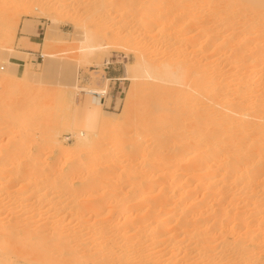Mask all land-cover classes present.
Masks as SVG:
<instances>
[{"label":"bare ground","instance_id":"obj_1","mask_svg":"<svg viewBox=\"0 0 264 264\" xmlns=\"http://www.w3.org/2000/svg\"><path fill=\"white\" fill-rule=\"evenodd\" d=\"M38 1L46 4L45 0ZM195 1H198L201 6L204 5L201 7L203 9L200 16L197 17V13L193 14L200 19H197V22L194 21L195 19L188 20L186 25H188L187 28L191 26L190 29L194 22L195 25L203 26L204 35L201 38L203 41L200 40L199 44L201 48L194 45L196 49L195 47L192 49L196 51L200 48L203 52L207 49H211L209 52L215 49L221 51L218 55L223 54L222 57L215 53V58L212 53H210L212 57H206V54L204 55L201 51L199 53L197 50L198 54L206 57L202 59L198 56L203 62L196 59L198 54L196 55L193 51L196 55V63L193 65L183 63L187 61L185 57V61L175 65L169 61L153 62L142 54L133 63L125 65L123 79L134 81L137 88L155 86L154 88L165 91L167 100L175 98L177 94L174 92L178 91L189 101L191 100L190 108L187 107L189 105L184 106V103L188 101L182 97L184 95L181 94L183 101L187 100L184 103L180 101L182 99H179L180 96L175 98L179 99L184 110L188 108L189 115L187 113L181 115L180 113L184 112H177H180L182 117L190 118L183 121L181 117L182 121L175 120L176 123L173 121L175 118L172 114H168L172 120L171 118L168 120V117L167 120L159 117L165 115L167 109L164 107L167 108V106L162 104L165 102L168 105V101L166 102L164 94L160 95L157 92L159 97H162L161 100L165 101L160 102L159 98L160 105L155 102L156 105L152 103V106L155 105L154 108L158 113L154 111L157 114H162L158 115L161 120L149 121L154 116H148V114L144 120L145 122L148 120L145 123L148 126L145 129L149 128L148 132L154 128L152 133L156 134L158 143L154 140V136V139L150 137L149 141L151 144L156 143L155 147L149 145L147 140L145 141L147 146L144 148L143 143L141 145V142L138 143L136 140L142 139L143 135L145 139L142 140H146L148 138L146 136H152L150 133L145 135L142 130L141 133L144 134L139 137L136 132L139 129L136 128L135 133H132L135 134L134 136L131 134L134 130H127V134L123 127L133 123L129 124V120H125V114H120L119 117L124 116L123 122L122 118H119L125 132L123 136L127 134L125 136L127 137L130 134L129 136L138 137L132 139L136 140L137 144L131 143L135 148L133 150H136L135 154L130 149L132 150L130 155L135 158L127 154L129 149L123 152L124 156L126 154L129 156L128 158L127 156L123 158V155L119 154L122 150L118 154L123 159L120 161L118 156L120 162H117L114 158L117 147L122 144L120 139L123 142L121 135L123 132L116 128L121 134L116 132L120 135L116 139L119 142L117 141V146L114 147L115 154L112 153L114 150L110 149L111 151L103 152L100 157L93 158V155L88 158L87 165H80V152L86 153L85 151L93 147L97 149L96 138L101 132L105 119L100 102L90 101L91 94L97 93V90L93 91L88 86L82 87L77 77L75 81L72 78V81L68 80L70 78L67 71L68 77L65 74L64 77L67 79L65 78L64 84L67 82L65 86L82 94V102L75 112L70 114L71 117L69 113L67 118L64 116L67 120L68 117L70 118L68 120L71 121L70 123L67 120H64L66 123H60L59 119L58 121L54 119L55 122L40 126L44 127L42 137L40 136L42 140L33 139V142L36 141L37 150L28 151L30 154L26 162L20 157L24 153L20 154V151L16 152V149L19 145L24 146L29 143L34 135L32 134L34 132L31 133L34 128L28 130L29 124L33 125L29 121L26 124L28 115L31 116V113L23 112L22 116H18L25 119V124H21L24 130L21 131L22 128H20L19 139L13 137L9 146H3L4 148L0 149V264H264V0H192V2ZM30 2L31 0H0V35L3 32L7 38H10L11 31H15L17 13L25 11V8L29 14L34 11ZM173 3L172 5L175 6ZM92 4H94L93 0H87L85 5L92 9L95 6ZM172 5L170 8H176ZM151 9V11L155 10ZM144 10L143 15L146 17L142 19L148 27L159 24L161 20L164 22L165 17L173 15H163L165 12L155 14L156 12L148 11L147 7ZM119 12H115L117 17L122 16V11L120 14ZM128 14H123L125 16V18L122 16L125 19V21L122 19L125 22L123 24L132 23L135 20L134 15L128 16ZM178 15L181 16V14ZM172 19L178 20L175 17ZM56 22L57 20L53 19V26L48 29L45 40H52ZM176 24H172L171 27ZM26 28L25 32H28ZM183 28L184 26L182 30L185 32L186 28ZM196 30L199 31L198 28ZM91 32L84 29L81 38L78 39L81 62H90L91 59L103 53V50L109 48L99 43L95 33ZM189 33L185 35L189 36ZM188 36L184 37V41L191 48L192 44L198 43L197 36ZM184 41L181 42L185 44ZM182 50L184 51V48ZM4 51L5 49L2 53ZM189 52L187 55H191ZM182 54L183 52L178 56H183ZM12 55L16 56V54ZM43 55L47 62H53L56 59L53 54L44 53ZM3 63L2 67L6 69L7 75L10 72L13 75H20L19 65L11 61L9 56L3 57ZM111 63V59L107 58L104 65ZM6 73L0 77V80H3L4 84L9 83L7 80H12V83L1 89V93H6L5 99L11 97L9 104L8 101L3 103V106L7 104L5 114L6 116H12L15 113L20 115L21 106L18 107L20 100L18 98V101L16 96L27 97L32 101L33 95L20 90L25 88L19 81L21 79H15L18 80L15 83V80L9 78ZM203 73L207 76L210 74L209 77L214 76L216 81L214 83L209 81L211 78L205 77ZM21 74L30 75L31 73L26 67ZM204 80L211 83H204ZM19 85L21 88L18 87ZM72 89H70L71 94ZM145 90L149 89L146 87ZM172 93L176 95L172 96ZM101 94H106V90H101ZM167 95L171 97L167 98ZM145 97L148 98V96ZM68 101L71 108L73 101L69 98ZM170 102L173 103V100ZM134 103L136 102L133 99H128L127 106H133ZM172 103L171 105H174ZM171 105L169 104L170 107ZM169 106L168 109H171L173 113L174 107L178 104L173 108ZM181 106L179 105L177 109L182 110ZM146 107L151 114L153 107L150 108V104ZM163 108L164 115L160 113L163 112ZM143 110L145 111V108ZM144 114H141L143 119ZM155 117L157 118V115ZM30 119L32 120L33 117ZM11 124L8 127L12 128ZM63 125L71 126L73 129L75 143L72 148L76 153L74 150L72 151L74 153L70 152L67 145L61 144L63 141L59 137L63 129H60V126ZM145 125L143 123L138 127L142 128ZM11 133L14 134V132ZM101 135L104 134L101 133ZM125 137L124 142L130 143ZM126 146L125 149L128 148ZM55 148H58L60 155L69 158V160L64 158L66 162L64 161L63 165L59 162L60 166H56L57 160L54 162L55 165L49 162L48 151L46 154L44 152V149H49V154H53L57 150ZM87 155L91 156L92 152L91 155L90 153ZM141 157L142 160L140 159L139 163H134V160ZM107 188L113 190L108 196L106 194L109 192L104 191ZM102 191L105 192L106 197Z\"/></svg>","mask_w":264,"mask_h":264},{"label":"rangeland","instance_id":"obj_2","mask_svg":"<svg viewBox=\"0 0 264 264\" xmlns=\"http://www.w3.org/2000/svg\"><path fill=\"white\" fill-rule=\"evenodd\" d=\"M85 1L87 2V0H85ZM85 1L84 0H45L44 2L46 4H43L41 1L31 0L30 3L32 5L34 11H32V13L29 14V11L26 10V8H25V11L22 10V11L18 12L17 13V17H16L17 22L15 24V31H11L10 38H7L6 35L3 32L0 35V50H2V51H3V49H5V51L7 50L6 52L5 51L3 52L4 54L2 53V51L0 53L1 54L0 62L2 61L0 63V77L3 76V74H5L7 72L6 69H4L2 67V65H4L3 57L9 56L11 61H13V62H15V63H17L19 65L18 70H19V74L20 75L16 74L17 75L16 76V75H13V73L11 74V72L8 75L6 73V75L9 78H12L14 80L15 79H18V80L21 79L19 81L24 84V85L23 84H21V85H23L25 88L24 89H20V90H22V91L24 90L25 93L33 95L32 96V98H33L32 101L29 100L27 97H25V98L21 97L20 94H19L20 97H18V95H17L16 99L18 100V98H19V100H20V102H18V104H19L18 107L21 106L19 108L21 111L18 110V112L20 111V115L18 113H15V114H13L14 117H13V115L12 116H8V115L6 116L5 108L7 107V104H4V106H3V103H4V101H5V103H7L6 101H8V104H9V102H11V100H9L11 97L6 98V99H8V100H6L5 99L6 93H1V92L3 90V87L11 85L10 83H12V80H10L11 82L9 80H7L9 82L8 84H4V81L2 80L3 81L2 82L0 80L1 81L0 82V96H1L0 104H1V101H2V104H1L2 106L0 107V122H1L0 123V128H1L0 129V133H1L0 134V149L4 148L6 146H9L10 143L12 142L13 137H16V139H17L18 137H20V134H21L20 132L22 130H24V128L21 127V124H25V119L23 117H19L18 118V116H22L23 112L25 114L26 113L27 114L31 113L30 114L31 116L28 115V119H30V117L31 118L33 117V119L32 120L31 119L30 120L27 119L26 120V124H28L29 122H32L33 126H31V123H30L28 130H31L33 128L34 129L37 128L36 130H38V132L36 130H35L36 132L33 131L34 130L33 129L31 131V133L34 132V133H32L34 135L31 134L33 137L30 138L29 143L25 144L24 146H20V145L17 146V149L19 147H21V148L18 149V151L16 149V152L20 151L19 152L20 154L24 153L20 157H21V159H23V161L25 159V162L29 158L28 157V155L30 154L29 152L30 151L31 152H35L37 150L35 148V147H37V146H35V142H36L35 140H39V141L42 140V138H40V136L42 137V132H43L44 127H40V126H45V125H42V124H50V123H52V121L53 122L58 121V119H59V121H61L60 123H62V122L66 123L65 121L67 120L66 118H67L68 113H69V115L70 114L72 115L75 112V109L78 108L77 106H79L80 102H82V97H83L82 94H80L79 92H75V89H72V88H69L68 86H65L67 82L64 84V82H65L64 80L67 79L68 75H69L68 78H70L68 80H70V81L74 80L75 81L76 77H77V79L79 80V83H80V85L82 87H84V86L87 87L88 86L93 91L97 90V93H100V95H97L96 93L91 94L92 96L90 97L91 98L90 101H93L95 103H98L97 101L100 102V107H101V109L103 111V116H104V119H105V122L103 123L104 125L102 124L101 132L97 136L98 139L96 138V140H97L96 142L97 143H96L95 146H97V149H96V147H93L95 149L90 148L92 150L89 149L90 151L89 150L85 151L86 153L89 151L88 153H90V155H91V152H92L91 156L87 155L88 153L87 154L84 153V151H83V153L80 152L81 153V155L79 154L80 155V159H81L79 161L80 165L81 164L82 165L83 164L87 165V161L89 163V159L88 158L93 157V155H94L93 158H96V156L100 157V155H102L103 152L111 151L110 149L114 150V151H112V153L114 152L113 154H115V152L117 151L116 154H115L116 156L114 155V158H116V161L118 162L121 159L120 155L122 156L124 154L123 152L125 150H126L125 152H127V150L129 149L127 154L128 153H129L128 155L131 154L130 152H132V150L135 149V148H133V146H132L133 144H131V143L136 142V140L138 141V143L141 142L140 143L141 145L143 143L142 147H144V146L146 147L147 146L146 142H147V140L148 141L151 140V139H149L150 137L152 139L155 138L154 140H156V138H157V136L155 137L156 134L152 133V130H154V128H151V127H153V126L150 127L151 129H150L149 132L147 131V130H149V128L145 129V127H148V126L145 125V123L148 120H146V122L144 121L147 118L146 117L147 114H148V116H154L155 119L154 118H151V120L149 119V121L153 120L152 122H155V120L158 121V119L161 120V118H163V119L165 118L167 120V117H168V120H169V118H171L170 120H172V117L170 115L168 116V114H172L173 118H175V119H173V121H175V120L179 121V120H181V117H182L181 115H184V114L186 115V113L188 111V108L187 109L185 108L186 111L184 110V106L186 107V105H189L187 107H190V108L192 106L189 103V102H191V100L189 101L187 99V97L184 94L181 93L182 95H184L182 97H185L188 100V101L185 100L187 102L183 101L184 99L181 97V94L178 91L174 92L178 96L176 94L173 95V93H172V96L176 95L175 98H177L179 96H180L179 99L182 98V99H180V101H183V103L185 102L184 106L182 105L183 108H181L182 106H181V102L179 101V99H175V98L172 97L171 100H170V98H168L170 95H167V98L169 99V100H167L166 96L164 94L165 91L163 92V90H161V89L158 90L157 87L154 88L155 86H146L147 89L150 90V92H149V90H145L146 87H142V86L138 85V86L141 87V88L139 87L140 90H138L139 88H137V85H134V81L128 80V79H123L125 77V65L127 63L128 64L129 63H133L134 61H136V58L138 56L142 55V54H144L146 57H149V59H151L153 62L157 61V63H160V62L162 63V62H168L169 61L171 63H174L175 65L178 62L182 63V61H185V60H187V61L183 62V63H185L187 65H189V64L193 65V63H196V59L199 60L198 56L202 57L203 54L204 55L206 54V57L207 56L208 57H212V54H213V58H215L214 57V53L216 55L221 54L220 53L221 51H217L215 49L214 50L212 49L213 51H211V52H209L211 49L210 50H208V49L204 50V52H203L202 49L200 50L201 47L199 46V44L201 43L200 40H202L201 38H203L202 36L204 35L203 34V29L204 28H203V26H199V24L195 25V22H197L200 19V18H197V17L200 16V13H202V9L203 8H201V7L204 6V5L202 4V6H201V4L198 1H195L196 2L195 3V2H192V0H186V1L185 0H180V1L179 0H174V1L173 0H168L167 1L168 3L166 2V4H165L166 0H160V1L159 0H152V1L151 0H138V1L137 0H93V3L95 4V6H93L94 4H92V6H93L92 9L89 8V7H86V5H85L86 2ZM116 1H119V2H116ZM120 1H122V2H120ZM130 1H132V2H130ZM149 1L152 2V4ZM187 1L190 2V3H188ZM170 2H172V3L174 2L173 4H175V6L172 5V3H170ZM132 3H133V5H132ZM181 3L183 5H181ZM198 4H200V5H198ZM129 5H130V7H129ZM168 5H170V6H168ZM171 5L176 7V8H174L175 10L172 9L173 7L170 8ZM144 6L147 7L148 11H150L152 13L156 12L155 14H158V12H159V14H162V13L165 12L163 15L167 14L168 16L169 15L171 16V14H173L171 17L172 18L175 17L178 20L172 19L171 17H168V18L165 17L167 20L165 18L163 19L164 22L161 20L162 22L160 21V23H162V24L159 23L157 25H149L151 27H148V25H146L144 23L143 19H142V18L145 19V17H146V15H143V14H145L143 11H145L144 9L146 8ZM191 6L192 7L195 6V7L192 8ZM196 6L197 7L199 6V7L197 8ZM131 7H132V10L130 11ZM138 7L140 8V10H138L139 9ZM148 7H150V8H148ZM151 8H154L155 10L151 11L152 10ZM195 8H197V9H195ZM200 8H201V10H200ZM22 9H24V8H22ZM33 9H31V10H33ZM40 9L42 10V12H41ZM157 9H159L161 11H162V9H165V10L160 12ZM170 9H171V11H166V10H170ZM194 9L197 10V11H195ZM119 11L120 12L122 11V16L124 18H125L124 15H127L128 13H129L128 16L130 14L132 16L134 15L133 18L135 20H133L132 23L123 24V23H125V22H123V21H125V19L122 16L120 17V15H118V17L116 16V13H118ZM133 11L135 12V14L133 13ZM27 12H28V14H27ZM98 12H100V13H98ZM120 12H119V14H120ZM137 12H139V13H137ZM182 12H184V13L182 14ZM96 13H97V15H96ZM195 13H197V15ZM178 14H181V16H179ZM193 14H195L197 17L193 16ZM97 16H98V18H97ZM188 16L191 17V18L188 19L189 18ZM169 18L171 20H169ZM53 19L57 20V22L55 24V29H54L55 32L53 33V38H52V40H45V38L47 37L48 29L50 28V26H53ZM122 19H124V20L122 21ZM179 19H180V21H179ZM184 19H186V20H184ZM191 19H195L194 20L195 22L193 21L194 22L193 23V27L190 29L191 26L189 28H187L188 25H186V24H187L188 20H191ZM140 20H141V22H140ZM173 20H174V23H172ZM169 21L171 23H169ZM184 21L185 22L187 21V22L184 24L183 23ZM165 24H166V26H164ZM172 24H176V25H173L174 28L171 27ZM179 25H180V27H178ZM181 25L184 26L183 29L186 28L185 32H184V30H182L183 26H181ZM25 26L30 29L29 33L25 32V28H26ZM195 26H196V28H195ZM169 28H171V29H169ZM197 28L199 29V31L196 30ZM37 29H38V32H37ZM84 29L90 30V32L93 31L91 33H93V34L95 33L94 35L96 36L97 41L99 43L105 44V45H107L109 47V48H107L108 50L107 49L103 50V53H100L98 55V57L91 59V61L87 62V63H86V61H82V62L80 61V55H79L80 52L78 50L79 49V45H80V43H79L80 40H78V39L81 38V36H82L81 34L84 31ZM175 29H177V30H175ZM178 30H180V31H178ZM201 30H202V32H201ZM0 33H1V31H0ZM37 33L39 35H37ZM185 33H187V34L189 33V36H191V37H192V35L193 36H197V42L198 43L192 44L191 48H189V44L184 41V37L186 38L188 36V35L186 36ZM199 33H201L202 35L199 34ZM31 34H35V37H33V39H37L40 42L39 45L33 46V52L36 55H30L29 53H27V52H30L28 48L31 47V45H30ZM118 36L120 38H118ZM118 40H120V41H118ZM181 41H184L185 44H183V42H181ZM117 42H118V45H117ZM126 44H127V46H126ZM166 44H168V45H166ZM183 45H186L187 47L185 46L186 47L185 48ZM194 45L196 47H198V46L200 47L197 50H199V53L202 52L203 53L202 55L198 54L197 50L195 51L196 47ZM120 46H121V48H120ZM193 47H195L194 50L192 49ZM183 48H184L185 52L182 50ZM177 49H178V51H177ZM9 50H14L15 52H13V51L10 52ZM180 50L183 52V54H182L183 56H178V55H181V53H182V52H180ZM186 50H187V52H186ZM189 50H190V52H189ZM173 51L175 53H173ZM193 51H195L196 55L197 54L198 55L196 56ZM188 52L191 55H187ZM10 53L11 54H16V56L15 55L11 56ZM41 53L42 54L49 53V54L55 55L56 56L55 57L56 58L55 61L57 60L56 64L54 63L55 61L47 62V59H46V57L44 55H43L44 58L40 57ZM192 53H194V55H192ZM210 53H212V54H210ZM222 55L221 56L218 55V56L222 57ZM195 56H196V59H195ZM185 57H187V59H185ZM190 57H193V58H190ZM206 57L204 56V57H202V59H206ZM107 58L111 59V61H112V63L109 64L110 65L109 69H105L108 65H104L105 60ZM188 59H192V60L190 61ZM202 59L200 58L199 62H201ZM25 63H26V65H25ZM67 66H68V68H66ZM26 67L30 70L31 74L33 72L32 76H31V74L30 75L21 74ZM8 70L12 71L11 68H8ZM66 71H67L68 75L66 74ZM210 72H212V70H210ZM65 74H66L67 77H64ZM203 74H202V76H203ZM18 76H20V78ZM204 76L205 77H209L210 74L208 76L204 74ZM30 77H33V78H30ZM71 78H72V80H71ZM81 79H83V82H81L82 81ZM108 79H110V80H108ZM209 79H210L209 81H212L213 83L216 81V78H214V76L209 77ZM213 79H215V80H213ZM18 80H15V83H17ZM206 81H208V80H206ZM206 81L204 83H211L209 81L208 82H206ZM21 85H19L18 87H20ZM28 86H30V87H28ZM70 89H72V94H71V90ZM134 89H136L135 93H134ZM69 90H70V94H69ZM101 90H106V94H103V95H105V99H103V97H101V95H102L101 94ZM155 90H156V92H155ZM160 90H161L162 93L160 92ZM143 92L146 95H144ZM145 92H147V93H145ZM157 92L160 93V95L164 94V98H165L166 102L168 101L167 102L168 105L165 104V102H164V104H162L163 102L161 103L163 106H167V108L164 107L165 109H167L166 113L164 112L165 111L164 108H163V112L159 111L160 113H163V115L165 113L164 116H159L161 118H159L158 115H162V114H157L158 112L156 111V109L154 107H155L156 103H159L158 105H160V102L161 101H165V100H161L162 97H159V94ZM25 93H23V94H25ZM148 93H149V95H148ZM138 94H139V96H138ZM166 94H168V92ZM71 95L73 97H71ZM8 96H10V95H8ZM135 96H136V98L137 97L138 98L136 99ZM145 96H148V98L150 100L147 97H145ZM153 96H155V97H153ZM156 96H158V97H156ZM130 97H132V98H130ZM68 98L73 101L71 103L72 104L71 108H70V105H69ZM159 98H160V100H159ZM3 99H5V100H3ZM34 99L36 101H34ZM128 99H133V101L136 102V103H134L133 106H130L131 108L127 106ZM172 100H173V103L172 102L169 103V101H172ZM28 101H29V103H28ZM174 101L178 104V106L179 105L181 106L180 109H182L183 111L177 109L178 106H176V107H174L175 110L177 109L176 112L174 113V111H175L174 109H173L174 110L173 113H172L171 109H170L171 110V112H170V110L168 109L169 104L170 105H171V103L174 104V105H171L172 108H173V106L177 105L176 103H174ZM32 102H35L36 104L32 103ZM24 103H26V104L23 105ZM152 103L155 104V105L152 106ZM148 104H150V108L153 107L151 109V111H150L151 114H149V111L147 110V107H146V106H148ZM144 105H146V106H144ZM61 106L62 107L64 106L63 109H62ZM141 107L143 109L145 108V111L143 109H141ZM31 109H33L32 110L33 112L30 111ZM45 109H46V111H45ZM139 109H140V111H139ZM127 110H129V111H127ZM142 111H144L145 113L147 111L148 113L144 114V112H142ZM177 111L184 112V113H180L179 112L181 114L180 115ZM168 112H170V113H168ZM37 113H38V115H37ZM78 113H81V112L79 111ZM120 114H125V120L126 121L129 120L128 121L129 124H131V123H133V124L123 127L122 122L124 121L123 120L124 116L123 115H122L123 117L120 116L122 118V120H121L122 122H120V119H121L119 117ZM141 114L142 115L144 114V116H145L144 119H143V116ZM49 115L52 118H50ZM71 115H70V117H71ZM155 115H157V118L155 117ZM187 115H189V113H187ZM176 116H178L177 119H176ZM179 116H180V118H179ZM12 117L14 119H12ZM8 118H9V120H8ZM15 118H17V119H15ZM43 118L45 119L44 121H43ZM148 118H150V117H148ZM187 118H189V117L188 116L186 118L182 117V119H184L183 121H187V120L190 119V118L189 119H187ZM54 119H55V121H54ZM69 119L70 118L68 117V120ZM10 121H11V123L12 122H14V123L11 124ZM15 121H16V123H15ZM106 121H107V123H106ZM142 121H143L145 126L140 128L138 126L143 124ZM44 122H47V123H44ZM68 122L70 123L71 121H68ZM9 123L11 124L12 128L8 127L10 125ZM33 123H35V124H33ZM37 124H40V125L38 126ZM136 124H137V126L135 127ZM12 125L13 126L16 125V126H14L15 128ZM34 126H36V128ZM118 126L120 128H118ZM122 127L125 129L126 133L129 130L130 131L134 130L133 132H131V134L135 133V129L136 128L139 129V131H136L137 134H139V137H141V135L144 134V133H145V135H148L150 133V134H152V136H146L148 138H146V140H142L145 137L143 135L144 137L142 136L141 137L142 139L139 138V140H142V141H139L138 139H136L134 141L132 139H135V137H137V136L132 137V135L134 136L135 134H132L131 136H129L130 135L129 134L128 135L129 137L127 136L128 137L127 138L125 136L128 133L123 136V134L125 132H123V128ZM7 128H9L10 130L7 129ZM20 128H22L21 131L19 130ZM38 128L40 129V131H39ZM116 128L120 129L121 133L122 132L123 133L121 134L120 131L116 130ZM121 128H122V130H121ZM60 129H63V130H61V135H60L61 137H59V139L61 141H63L61 144L67 145L68 146V150H70V152H72L73 150L75 152V149L72 148L74 143H75V139H74L75 138V134L73 133V129L71 128V126L68 127V125L60 126ZM104 130H106V131H104ZM142 130H143L144 133L143 132L141 133ZM109 131H111V132H109ZM146 131H147V133H146ZM11 132H14V134L11 133ZM116 132L120 133L123 136V138H122L123 142L120 139L122 144H121V146H118V147H121V148L117 147V149L115 151L114 147H115V145L117 146V141H118L116 139L119 138V135H120V134L118 135ZM101 133L104 134V135H101ZM115 134H117V137H115L116 136ZM12 135H15V136H12ZM37 136H39V137L37 138ZM122 136H120V137H122ZM153 136H154V138H153ZM124 137L126 138V140L130 141V143L128 142L129 145H128L127 142H124ZM99 138H101V139H99ZM33 139H35L34 140L35 142H33ZM131 140H132V142H131ZM6 141H8V142H6ZM152 142H153V140H152ZM101 143H103L104 145L101 144ZM144 143H145V145H144ZM148 143H149V145L155 147L156 143H152L153 145L151 144V141H149ZM157 143H158V141H157ZM97 144H99V145H97ZM125 144H127L128 146H126ZM136 144H137V142H136ZM140 144H139V146H140ZM125 146H126V148L127 147L128 148L125 149ZM134 146H135V144H134ZM104 149H105V151H104ZM130 149H132V150H130ZM55 150H56V152L53 153V154L52 153L49 154L50 153L49 149H46V150L44 149V152L46 154L47 153L46 151H48L47 154L49 155L48 156L49 157L48 158L49 162L54 164L55 160H57L56 163H55L56 166H60L59 164H61V163L63 165L66 162L67 158L65 156H62V155L59 154L58 148H55ZM94 150H96V151H94ZM121 150H122V153H119V152H121ZM74 152H72V153H74ZM135 152H136V150L134 152H132V153L135 154ZM127 154H126V156L128 158L129 156ZM70 155H73V154H70ZM124 155H123V158H126V156H124ZM84 156H85V159H84ZM87 156H89V157H87ZM118 156L120 157L119 160H118ZM44 157H46V156H44ZM64 158H66V159H64ZM77 158H79V156ZM131 158H135V156L134 157L131 156ZM137 159L134 160V163H139V161L142 160V157L141 158H137ZM67 160H69V158ZM128 160H131V159H128ZM100 161H102V160H100ZM59 162H61V163H59ZM95 164H97V163H95ZM105 165L106 164L104 162V166ZM107 190H110V191H107ZM104 191L106 193L109 192L108 194H106L108 196V195H110L112 193L111 191H113V190L107 188ZM102 193H103V191H102ZM106 195H105V197H106Z\"/></svg>","mask_w":264,"mask_h":264},{"label":"crops","instance_id":"obj_3","mask_svg":"<svg viewBox=\"0 0 264 264\" xmlns=\"http://www.w3.org/2000/svg\"><path fill=\"white\" fill-rule=\"evenodd\" d=\"M27 29H28V32H27V33H29V32H30V29H29V28H27ZM37 32H38V29H37ZM37 35H39V34L37 33ZM33 37H35V34H31V38H30V45H31V47L28 48L30 52H27V53H29L30 55H36V54L33 52V46H35V45H39V44H40V42H39L37 39H33Z\"/></svg>","mask_w":264,"mask_h":264},{"label":"built area","instance_id":"obj_4","mask_svg":"<svg viewBox=\"0 0 264 264\" xmlns=\"http://www.w3.org/2000/svg\"><path fill=\"white\" fill-rule=\"evenodd\" d=\"M40 57L44 58L42 53H41V56ZM109 67H110V65H108L105 69H109ZM81 80L83 82V79H81ZM96 94L97 95H100V93H96ZM101 97H103V99H105V96L104 95H101Z\"/></svg>","mask_w":264,"mask_h":264}]
</instances>
